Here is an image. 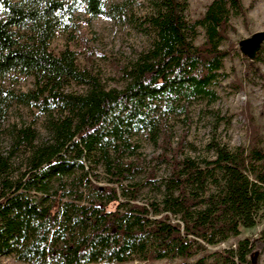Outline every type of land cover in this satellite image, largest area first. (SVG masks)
I'll list each match as a JSON object with an SVG mask.
<instances>
[{
    "label": "trees",
    "instance_id": "16d2710c",
    "mask_svg": "<svg viewBox=\"0 0 264 264\" xmlns=\"http://www.w3.org/2000/svg\"><path fill=\"white\" fill-rule=\"evenodd\" d=\"M132 0H128V10ZM190 0H0V80L32 77L16 90L0 83V257L28 264H258L264 228L234 247L209 250L264 216V141H188L194 102L213 103L229 54L231 18L242 0H211L187 18ZM89 19L127 21L150 38L106 87L70 45ZM57 32L67 34L58 52ZM202 40L198 42L199 36ZM264 43L253 62L262 59ZM78 87L79 89H76ZM15 106L30 122H7ZM185 126L179 136L172 123ZM39 122V127L37 123ZM141 139L159 152L146 163ZM166 171L157 177V169ZM192 258H194L192 260Z\"/></svg>",
    "mask_w": 264,
    "mask_h": 264
},
{
    "label": "rangeland",
    "instance_id": "374dc122",
    "mask_svg": "<svg viewBox=\"0 0 264 264\" xmlns=\"http://www.w3.org/2000/svg\"><path fill=\"white\" fill-rule=\"evenodd\" d=\"M105 5L127 1V13L142 15L145 11L144 0H132L128 10V0H103ZM211 0H190L187 18H199ZM248 8L246 15L231 18L233 30L223 44L229 54L224 60L221 74L215 87L218 98L213 103L194 102L191 106L192 123L187 139L191 142L195 155H206V145L215 140L230 148L247 145L248 131L254 127L264 141V53L262 59L248 66L250 61L239 50V41L251 36L254 32L264 29V0H242ZM80 31L70 45L78 53L81 66L88 63L94 73L98 74L108 88L122 87L121 67L135 58L139 52L148 47L150 38L139 28L127 21H117L106 16L89 19L80 9L76 13ZM202 40L199 36L198 42ZM67 42V34L57 32L51 41L55 52L62 49ZM0 83L16 90H26L32 86V77L9 76L1 79ZM79 89L78 87H75ZM31 111L22 106H15L9 114L7 122H30ZM39 127V122L36 124ZM175 136L181 135L185 126L180 120L172 123ZM0 143L4 145V136L0 135ZM141 151L146 163L159 149L148 139H141ZM165 167L157 169V177L165 174ZM264 228V216L260 217L254 227L241 230L238 237H231L209 250L234 247L237 240L244 237H256ZM194 258H192L193 260ZM258 264H264V253L257 256ZM0 264H28L16 260L12 256L0 257Z\"/></svg>",
    "mask_w": 264,
    "mask_h": 264
},
{
    "label": "water",
    "instance_id": "95a60500",
    "mask_svg": "<svg viewBox=\"0 0 264 264\" xmlns=\"http://www.w3.org/2000/svg\"><path fill=\"white\" fill-rule=\"evenodd\" d=\"M264 43V29L254 32L251 36L243 38L239 41V50L250 61H253ZM258 251H255L252 261L256 262Z\"/></svg>",
    "mask_w": 264,
    "mask_h": 264
}]
</instances>
